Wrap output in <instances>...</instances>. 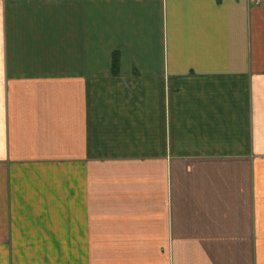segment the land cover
Wrapping results in <instances>:
<instances>
[{
  "label": "crops",
  "instance_id": "crops-1",
  "mask_svg": "<svg viewBox=\"0 0 264 264\" xmlns=\"http://www.w3.org/2000/svg\"><path fill=\"white\" fill-rule=\"evenodd\" d=\"M0 264H264V0H0Z\"/></svg>",
  "mask_w": 264,
  "mask_h": 264
}]
</instances>
